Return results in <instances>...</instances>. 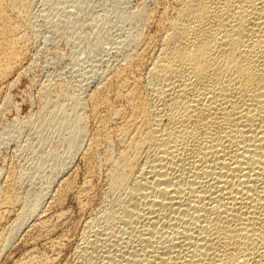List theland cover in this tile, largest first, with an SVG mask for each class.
<instances>
[{"label":"bare ground","instance_id":"1","mask_svg":"<svg viewBox=\"0 0 264 264\" xmlns=\"http://www.w3.org/2000/svg\"><path fill=\"white\" fill-rule=\"evenodd\" d=\"M34 1L0 0V82L22 65L27 42L20 29ZM161 2L155 12L131 16L153 33L140 27L121 48L122 63L89 95L84 116L80 105L67 111L48 103L61 116L59 127L73 121L71 149L92 124L82 158L87 175L79 186L64 181L52 210L35 218L31 240L42 250L31 245L14 263L54 264L68 245L63 231L51 237L64 226L66 213L56 209L70 192L83 213L91 207L99 158L110 170L109 204L81 223L71 264H264V0ZM62 88L56 90L68 97ZM11 181L2 184V215L22 199ZM36 203L25 204L11 226L16 231L2 237L10 225L0 228L2 250L31 220Z\"/></svg>","mask_w":264,"mask_h":264},{"label":"rangeland","instance_id":"2","mask_svg":"<svg viewBox=\"0 0 264 264\" xmlns=\"http://www.w3.org/2000/svg\"><path fill=\"white\" fill-rule=\"evenodd\" d=\"M160 1L162 0H35L31 5L30 15L26 21L29 25L26 23L27 26L25 24L22 27L25 29L24 32L23 29H20L21 34L25 33L24 39L27 42L23 66L21 65L22 68L20 67L14 74L0 82V108L2 107L0 109V192L3 185L8 180H12L11 182L16 185L14 186L17 189L16 193L22 196V199L19 198V205L22 206L15 207L19 211L14 208V211H11L13 215L10 213L8 215L0 214L2 217L4 216L3 219L0 216L1 230L7 229L9 225V228L14 226L12 228L16 229L14 223H17L15 222L17 218V221L20 220V213H23L27 206L25 204L31 205L34 201L37 203L33 207L34 212L28 213L26 217L28 219L31 216L32 218L29 217L31 220L29 219L24 225L25 227L20 228L19 235L12 240V243L6 244L9 248L5 247V251L2 250L3 242L1 240L0 250L3 252H0L3 255H0V264H16L14 262H17L33 247L31 245H36L37 247L34 246V248H38L39 251L42 250L41 242L34 244L31 240L35 236V222L36 224L39 222L35 218L41 220L45 217L43 215H46V212L49 213L52 210L49 206L51 200L53 201L55 194L57 195L61 191L60 187L63 188L64 181L74 179L75 182L71 181L73 185L79 186L82 184L80 182L85 179L83 177L87 175L82 158L89 141L87 138H90L93 132V126L89 123L86 127L89 132L85 130L83 134L88 132L87 136L83 134L73 136L75 141H78V135L79 139H83L85 136L84 141L81 139L77 142L79 148L77 146L69 148L67 132L70 131L73 121L69 119L59 127L61 116L55 110L54 105H49L50 101L59 102L62 109H67V111L70 110L71 105L77 104L74 109L80 105L77 112H82V116L83 109L88 106L89 95L103 83L108 74L111 75L114 68L122 63L125 54L121 48L128 46L140 27L144 35L153 33L152 29H146L143 20L136 23L131 19V16L139 12V9L145 8L144 12L160 9L162 6ZM128 52H131L129 48ZM58 88L70 91L68 97L60 95L61 91ZM50 91L54 92L55 96ZM46 92L51 95H47ZM44 97L51 98V100L45 102ZM81 106L83 107L81 108ZM67 148L69 149L67 150ZM99 161L98 158L99 165L94 161L96 169L98 166H103V163L100 165ZM102 166L99 167L100 169L98 168L99 170L95 169L91 178V181L93 180L91 185H93L90 196L93 202L90 203L89 210L86 209V212L83 213L84 210L82 212V209L77 207L79 206L76 202L78 200L72 192L68 193L66 198H64L65 195L63 196V203L61 202L59 209H56L58 212L66 213L62 221L64 226L61 227L62 223L60 227L57 226L58 229L56 228L52 232L51 237L64 233L67 234L69 241L67 240L68 245L65 244L56 254L54 264H71L73 262L74 256L71 257V255H74V243L76 245L81 235V223L95 208L97 210L95 209L93 212L97 213L104 208L103 203H105V207L109 204L106 198L110 197L106 196L109 194L108 192L106 194L105 191L109 182L108 178H110V174L106 173H109L110 170L106 165H104L105 169ZM96 172L100 173L96 174ZM93 186L94 188H92ZM22 200L26 201L24 205ZM110 200L108 201L110 202ZM19 207H23L22 210ZM49 208L50 210H48ZM9 228L7 231L5 229L1 231L2 233L6 231L1 235L2 237L10 233L9 230L16 231ZM57 230L58 232H56ZM45 251L50 255L48 250L44 249L43 252ZM71 260L72 262H70Z\"/></svg>","mask_w":264,"mask_h":264}]
</instances>
